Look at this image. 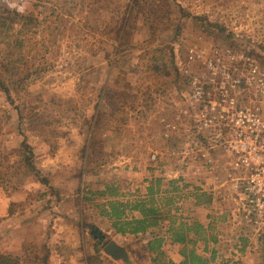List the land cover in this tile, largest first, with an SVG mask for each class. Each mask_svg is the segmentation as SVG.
Listing matches in <instances>:
<instances>
[{
	"label": "rangeland",
	"instance_id": "374dc122",
	"mask_svg": "<svg viewBox=\"0 0 264 264\" xmlns=\"http://www.w3.org/2000/svg\"><path fill=\"white\" fill-rule=\"evenodd\" d=\"M0 6L26 19L0 35V78L8 88L0 86V256L16 264H153L147 244L167 236L169 221L146 235H114L106 200L140 197L147 180L169 169L181 178L186 168L202 166L219 187L217 195L196 197L216 213L212 233L222 243L212 264H264L263 251L247 250L248 227L231 187L240 173L227 145L234 130L221 103L224 96H235L239 108L264 100L249 63L264 69V0ZM17 40L21 47L7 50L6 42ZM17 56L21 62L6 67ZM228 78L241 80L236 91ZM204 119L212 123L205 127ZM178 198L172 212L189 219L193 204L179 214L186 198ZM238 242L243 261L234 253ZM110 243L127 260L107 254ZM162 248L169 260L183 261L182 246Z\"/></svg>",
	"mask_w": 264,
	"mask_h": 264
},
{
	"label": "trees",
	"instance_id": "16d2710c",
	"mask_svg": "<svg viewBox=\"0 0 264 264\" xmlns=\"http://www.w3.org/2000/svg\"><path fill=\"white\" fill-rule=\"evenodd\" d=\"M25 20L26 19L24 17H19L16 12L0 6V35H3V33L10 29H13V24L23 22ZM19 44L21 47V42L18 40L13 44H10L8 41L6 42L7 50L12 48L17 50ZM20 59L21 58L18 56L10 59L9 62H7L6 67L10 65L16 67V64L21 62ZM0 86L5 89L6 93H8L6 83L1 80V78ZM24 146L25 148H29L27 144H24ZM25 162L26 165L30 167L29 170L31 169L37 177L41 178V172L37 170L32 160L27 157ZM43 183H48V181H44L43 179ZM177 183L178 181L172 183V187H174L173 193H178L177 191L179 188H176ZM160 185L161 182L159 180L155 181V183H151L148 188L149 199H138L128 202L114 201L105 206L108 207V211H105V214L109 218V221L112 222L116 234L122 237L146 235L156 228H161L163 226V222L169 221L170 224L167 236L155 237L147 244V250L153 264H212V262L216 260L215 258L217 255V252L214 249L211 252V256L207 258L190 251L188 246L192 237L199 241L205 240L206 238L202 236V233L206 230V228L197 221H192L190 219L179 217L177 214H172L173 204L177 199L175 196H167L162 198V200L157 201L154 197L156 194L161 193ZM206 196V194H200L198 197L201 199ZM159 201L161 205L157 204ZM198 205H201V201ZM175 212H178L176 207ZM208 230L209 241L214 246L217 245L218 238L215 233H212L214 230L212 223L210 224ZM165 243H169L173 246H182V250L180 252L183 257L182 262L176 263L167 258L162 248ZM95 262H97V264H101L99 260ZM14 263H17L15 259L9 256H0V264Z\"/></svg>",
	"mask_w": 264,
	"mask_h": 264
},
{
	"label": "built area",
	"instance_id": "2783aa9c",
	"mask_svg": "<svg viewBox=\"0 0 264 264\" xmlns=\"http://www.w3.org/2000/svg\"><path fill=\"white\" fill-rule=\"evenodd\" d=\"M249 63L250 78L252 77L256 87L264 94V69H261L254 59ZM226 80H231L234 91L241 83V80L236 78ZM194 86L195 96H201V83L195 82ZM220 88L224 90L226 84L223 83ZM221 103L225 105L222 109V119L231 123L234 130V136L227 145L234 158L233 169L240 173L232 178L231 187L240 197L241 216L248 227V233L245 235L248 240L247 250L251 252L258 249L264 252V100L251 107L239 108L235 96L230 99L224 96ZM261 103L263 108L259 107ZM204 121L205 127L212 123L211 120ZM221 136L222 133L218 132L216 138L220 140ZM152 159H155V156H152ZM235 249L236 260L243 261L242 253H239L243 249L239 242L236 243Z\"/></svg>",
	"mask_w": 264,
	"mask_h": 264
},
{
	"label": "crops",
	"instance_id": "0c3cea01",
	"mask_svg": "<svg viewBox=\"0 0 264 264\" xmlns=\"http://www.w3.org/2000/svg\"><path fill=\"white\" fill-rule=\"evenodd\" d=\"M171 169H169V173L166 172L165 175L160 176L159 178L157 177H153L150 180H147L145 183V188L143 191H141V196L140 197H132L131 199L128 197H117V198H109L107 199L106 203H111L114 201H122V202H128V201H132L133 200H138V199H146L147 198V190L149 188V186L151 185V183H155V181L159 180L161 182V193L160 194H156L155 195V199L158 200H162V198L167 197V196H175L177 199H179L178 197L184 196L186 199H184L183 201H181L178 205L179 207H181V209L179 210V214H185L183 213L182 207L184 204H193V210H191V212L189 213V217L190 220H196L194 219V216H197L196 213H199L201 211H204L206 214V216H204V218H197L198 222L201 223L206 230L203 231L202 236L204 238H206L205 240H202V247H203V251L202 252H198L196 250V247H199V240L195 239L194 237L191 238V241L188 243L189 249L190 251L194 252L197 255L203 256V257H207L209 258V256H211V252L215 247L214 245L209 241V226L212 223L211 222V216L210 214H212L211 210L209 207H205L204 205H198V201L196 199V197L198 198V196L200 194H206L209 196H212V193L214 195H217V191L219 187H216V185L212 186V181L210 179H208V175L205 174L204 169L202 168V166L198 169H196L194 166H190L189 168H186V171L182 174L183 176L181 178H178V176L173 175L171 173ZM172 174V175H171ZM205 175V176H203ZM182 179V180H180ZM175 181H178L177 184H182L183 183V188H181L182 190H178V193H173V189H172V183H174ZM222 186H220L221 188ZM185 188V189H184ZM184 189V190H183ZM196 189V190H194ZM196 191V193L194 192ZM135 198V199H134ZM160 202V201H159ZM175 211L172 212V214ZM182 212V213H181ZM195 213V214H194ZM129 214V213H128ZM213 216L216 215L212 214ZM187 219V218H186ZM114 235H117L116 232H113ZM142 236V235H141ZM222 242L220 239H218V243L217 245H220ZM216 245V246H217ZM236 247V246H235ZM218 249V248H216ZM216 251V250H215ZM176 263H180V261L178 262L177 260H174Z\"/></svg>",
	"mask_w": 264,
	"mask_h": 264
},
{
	"label": "water",
	"instance_id": "95a60500",
	"mask_svg": "<svg viewBox=\"0 0 264 264\" xmlns=\"http://www.w3.org/2000/svg\"><path fill=\"white\" fill-rule=\"evenodd\" d=\"M105 252L111 256H113L114 258H118V259H123V260H127V254L126 252L118 247L116 244L114 243H110L106 249Z\"/></svg>",
	"mask_w": 264,
	"mask_h": 264
}]
</instances>
